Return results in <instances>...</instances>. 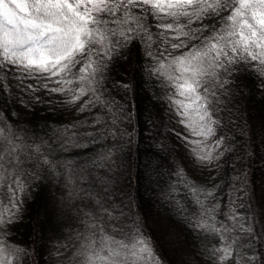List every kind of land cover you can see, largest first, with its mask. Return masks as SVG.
I'll return each mask as SVG.
<instances>
[{"label":"snow or ice","instance_id":"1","mask_svg":"<svg viewBox=\"0 0 264 264\" xmlns=\"http://www.w3.org/2000/svg\"><path fill=\"white\" fill-rule=\"evenodd\" d=\"M254 101L264 0H0V264H172L149 192L192 237L182 264H264ZM45 181L69 229L52 246L16 238Z\"/></svg>","mask_w":264,"mask_h":264},{"label":"trees","instance_id":"2","mask_svg":"<svg viewBox=\"0 0 264 264\" xmlns=\"http://www.w3.org/2000/svg\"><path fill=\"white\" fill-rule=\"evenodd\" d=\"M251 83L250 81L248 82ZM260 97L257 95L256 100ZM146 103V97L141 95L138 98V104L143 110ZM251 114L256 122H264V103H252ZM45 113L43 110H38L34 116L31 113L21 112L22 120H31L34 123L39 122L42 127L41 117ZM49 119L65 120L66 114H58L57 116H50ZM28 125H22L27 127ZM179 130V128L177 129ZM168 129H162V134L167 135ZM170 146H172L171 142ZM145 147L144 144H140L141 150ZM264 150V149H262ZM181 149L179 155H182ZM172 164H178L177 155H173L170 158ZM256 169H261V165H255ZM140 170L143 173V164L140 165ZM138 171L137 168H132L133 176ZM175 177H173V180ZM255 179L257 184V196L264 195V170H257L255 172ZM45 186L39 189H34V199L27 203L25 206V212L23 216V222L17 225V239L26 241L34 238L32 236L34 229H39L43 234L46 241H49V246L56 243V238L61 237L62 234L67 233L69 229L65 227L66 218L61 215L60 205L58 203V191L54 185H49L47 181L44 182ZM149 185V180L145 178L144 174H141L139 183L137 184L135 178L133 179V188L139 187L140 193L144 194V190ZM155 187V185H153ZM135 195V191L133 192ZM149 192L145 194L141 200V212L143 219L148 225L152 234L161 242L164 247L165 254L172 261V264H182L184 259L188 257L185 253L191 247L192 237L187 233L180 223L176 220L179 217H175V213H171L166 210L165 207H161L159 203L155 201H149ZM66 242V241H65ZM254 254L259 257L264 253V246H261L260 242H257L254 246ZM47 254L44 255V260L48 261Z\"/></svg>","mask_w":264,"mask_h":264}]
</instances>
